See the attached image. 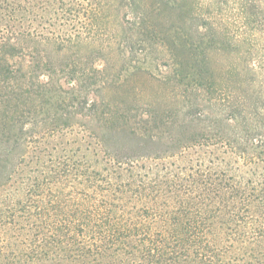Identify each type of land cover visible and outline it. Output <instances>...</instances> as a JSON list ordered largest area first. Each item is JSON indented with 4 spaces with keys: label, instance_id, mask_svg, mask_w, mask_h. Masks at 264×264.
Instances as JSON below:
<instances>
[{
    "label": "trees",
    "instance_id": "obj_1",
    "mask_svg": "<svg viewBox=\"0 0 264 264\" xmlns=\"http://www.w3.org/2000/svg\"><path fill=\"white\" fill-rule=\"evenodd\" d=\"M179 2L185 24L165 30L155 19L166 20L174 1L127 2L121 69L151 51L191 61L187 115L207 122L215 143L255 162L264 150V0ZM81 27L0 36V264H264V177L219 184L208 211L172 217L163 191L172 184L135 174L118 157L110 169L97 159L99 167L84 168L90 157L77 140L63 142L78 127L95 138L97 114L102 126L127 120L107 117L104 98L88 99L106 91L115 65L102 51L91 56L107 48L89 47L92 34ZM214 224L233 229H189Z\"/></svg>",
    "mask_w": 264,
    "mask_h": 264
},
{
    "label": "rangeland",
    "instance_id": "obj_2",
    "mask_svg": "<svg viewBox=\"0 0 264 264\" xmlns=\"http://www.w3.org/2000/svg\"><path fill=\"white\" fill-rule=\"evenodd\" d=\"M128 1L0 0V36L9 30L31 33L35 37L64 36L82 29L81 25L87 27L86 33L92 34L89 47L107 48L106 52L95 50L98 52H93L91 56H98L102 51L104 57L111 56L112 60L109 59L115 65L110 76L112 82L106 91L90 94L88 99L100 103L104 98L108 108L101 105L100 112L106 109L110 113L107 117L125 116L127 120H112V123H104V127L98 121L97 114L92 120L95 123L93 131L97 135L95 138L89 137L82 127H78L74 133L64 135L63 142L77 140L81 151L90 157L88 164H82L84 168L99 167L93 162L97 159L100 165L110 169L114 163L111 159L118 157L121 166L131 168L135 174L172 184L169 190L163 189L164 194L172 196L168 207L171 216H179L185 210L187 217H193L199 206L203 205L201 211L204 213L209 206L216 205L217 199L214 197L219 184L237 182L243 174L262 179L264 150L258 149L261 155L259 160L245 163L229 147L215 143L214 131L207 122L187 115L184 96L187 95L191 61L169 59L151 51L146 59L133 58L126 68L121 69L120 56L124 54L125 44L120 33V22L125 19ZM161 1H174L177 7L165 12L163 16L166 20L155 19L161 29L184 25L186 20L183 18L185 12L180 8L182 3L179 0ZM200 2L204 3V0ZM94 14L100 18V23L96 25L91 19ZM85 53L89 55L91 52ZM102 64L99 62V65ZM174 105L179 107L178 114L173 113ZM173 120L175 124L172 125ZM123 121L128 123L123 124ZM122 173L128 177L126 171ZM184 200L193 208L190 204H183ZM232 212L227 213L228 216ZM220 214L216 215L223 218ZM189 229L227 231L233 227L214 224L205 228L191 226ZM74 264L79 263L75 261Z\"/></svg>",
    "mask_w": 264,
    "mask_h": 264
}]
</instances>
